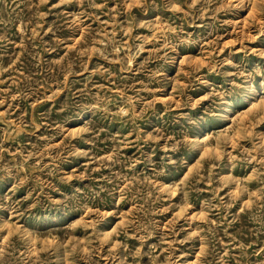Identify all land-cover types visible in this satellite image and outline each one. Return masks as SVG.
<instances>
[{
    "label": "rangeland",
    "instance_id": "obj_1",
    "mask_svg": "<svg viewBox=\"0 0 264 264\" xmlns=\"http://www.w3.org/2000/svg\"><path fill=\"white\" fill-rule=\"evenodd\" d=\"M0 264H264V0H0Z\"/></svg>",
    "mask_w": 264,
    "mask_h": 264
}]
</instances>
